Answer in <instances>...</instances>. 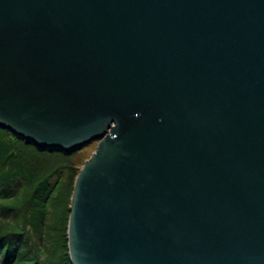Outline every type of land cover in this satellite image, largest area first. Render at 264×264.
<instances>
[{
  "label": "water",
  "instance_id": "95a60500",
  "mask_svg": "<svg viewBox=\"0 0 264 264\" xmlns=\"http://www.w3.org/2000/svg\"><path fill=\"white\" fill-rule=\"evenodd\" d=\"M0 127L99 142L73 264H264V0H0Z\"/></svg>",
  "mask_w": 264,
  "mask_h": 264
},
{
  "label": "trees",
  "instance_id": "16d2710c",
  "mask_svg": "<svg viewBox=\"0 0 264 264\" xmlns=\"http://www.w3.org/2000/svg\"><path fill=\"white\" fill-rule=\"evenodd\" d=\"M77 152L40 150L0 127V264H73Z\"/></svg>",
  "mask_w": 264,
  "mask_h": 264
},
{
  "label": "rangeland",
  "instance_id": "374dc122",
  "mask_svg": "<svg viewBox=\"0 0 264 264\" xmlns=\"http://www.w3.org/2000/svg\"><path fill=\"white\" fill-rule=\"evenodd\" d=\"M98 145H99V142L95 141L85 146L84 148L77 150L78 151L77 156L75 157V160H74L75 163L77 164L76 173H75L76 175L73 179L74 185H75L76 179L78 178L80 174L81 169L91 159L93 154L97 151ZM67 234H69V229L67 231Z\"/></svg>",
  "mask_w": 264,
  "mask_h": 264
}]
</instances>
